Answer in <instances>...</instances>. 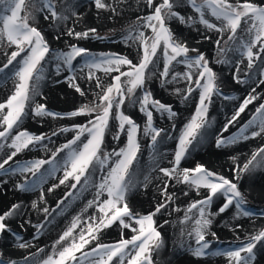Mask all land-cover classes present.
I'll list each match as a JSON object with an SVG mask.
<instances>
[{
  "label": "snow or ice",
  "instance_id": "obj_1",
  "mask_svg": "<svg viewBox=\"0 0 264 264\" xmlns=\"http://www.w3.org/2000/svg\"><path fill=\"white\" fill-rule=\"evenodd\" d=\"M93 5L98 15L100 10H110L116 15L117 9L123 8L122 0H113L112 4L106 0H88V10ZM137 6L146 8L147 14L137 15L135 22L129 24L122 33L126 43L131 40L137 45L133 59L130 55L94 53L78 46L77 42L81 38H89L90 34L94 39L103 37L97 35V29L93 27L77 31L65 24L61 28V24L73 16L80 18L87 15V12H79L80 5L73 3V0H0V7L5 13H10L0 15V43L6 42V47L11 49L10 55L6 53L0 60V82H13L10 94L0 102V149H7L0 155V185H7L13 177H21L13 185L15 190L25 193L39 191L37 199L31 201L29 210L44 213V220L33 225L37 234L53 222L65 203L58 202L55 212L40 207L45 202L44 185L50 178H57L60 185L68 181L70 187L77 190L72 193L73 196L91 187L93 197L87 200L81 213L89 208L96 209L87 220H83L81 213L73 216L51 243L50 253L37 247L35 252L25 255L17 250H25L32 245L8 223L21 216L24 205L11 203L0 212V237H11L9 243L0 245V264H156L155 257L165 246L162 233L156 227L157 215L165 209L178 211L171 208V201L175 197L168 189L172 187V181L189 190L194 189L197 196L204 190L203 198L192 201L179 220L180 225L188 223L191 227L187 230L181 228L182 238L178 246L184 248L187 244L194 257L207 255L212 244V240L207 237L219 239L217 233L211 231L214 219L219 214L234 206L235 217L251 215L244 207L245 194L235 181L254 170L264 169V144L256 147L242 166L237 163L231 169L234 174L232 179L203 163H197L194 167L181 166L191 149L208 135L210 121L207 117L213 98L223 96L230 100L232 97L221 91L223 79L210 66L213 61L197 46H193L189 38L178 35L168 21L176 20L189 28L198 23L219 33L220 38L213 39L212 35L197 29L202 40L215 44L219 58L214 62L229 68L234 66L236 71L231 73L232 80L251 89L238 103V107H234L231 116L226 117V122L216 136L215 146L225 148L250 138H264V103L258 104L251 118L236 133L223 135L249 104L258 99L264 100V92L258 97L257 88L253 86L264 85V66H261L264 64V4H258L255 0H243L242 3L240 0H142V3L137 0ZM181 6L190 8L192 14L181 15L176 10ZM207 15L214 17L218 23L210 22ZM41 16L43 21L60 33L57 40L67 36L75 38L77 42L67 41L66 50L53 49L40 26ZM225 35L227 39L222 41ZM195 43L199 45L200 41L196 40ZM78 58L79 76L74 67V61ZM244 59L247 65L241 75V62ZM49 61L55 62L56 76L67 69L68 75L64 79L69 88L81 97H86L91 91L93 99L67 112L52 111L45 102L38 101L37 98L43 95L42 83L48 78L46 65ZM258 61L261 63L258 64ZM174 64L184 65L185 70L175 72ZM153 69L159 73L161 87L177 80L186 81V86L174 90L182 102H187L198 92L195 111L180 128L170 158L158 152L157 146L168 134L164 128L154 124V112L162 117L167 114L170 120L178 113L171 104L155 99L146 88L154 74ZM99 72L109 75V79L102 81L97 74ZM170 75L171 81L167 79ZM81 79L87 81L88 88L79 82ZM55 83L59 84L60 80H55ZM127 106L138 107L142 114V132L150 138L148 148L153 150L149 170L136 166L141 151V125L130 114H125ZM29 112L34 118L42 120L45 117H51L53 121L73 117H86V120L84 123L72 122L70 126L35 133L23 129L24 118ZM64 133H72L71 139L55 147L48 159L14 160L25 150L47 149L53 143V137L59 138ZM109 136L112 141L119 143L109 145ZM107 147H112V150L108 151ZM58 153L63 155L58 157ZM156 157L160 160L167 158L168 165L159 166ZM60 171L63 175L57 177ZM152 171L162 174L157 177L159 183L155 185L156 202L152 210L142 214L134 209L132 201L141 194V188L149 186ZM57 187L56 183H52L47 192L52 193ZM185 188L180 191L187 196L189 191H185ZM220 196L223 197L222 203L216 211H211L213 201ZM169 223V220H164V224ZM24 224H31V220H23L21 227ZM114 226L119 238L113 242H103L101 237L105 235V230ZM235 227L242 226L236 224ZM125 229L131 230L130 238H125ZM185 234L187 240L183 239ZM33 239H37V236H33ZM93 242L94 247L86 248ZM258 244L264 245V225L258 229L254 226V230L243 241L214 254L227 257L228 264H254ZM77 253L80 255L77 256ZM16 256L19 259L14 258Z\"/></svg>",
  "mask_w": 264,
  "mask_h": 264
},
{
  "label": "bare ground",
  "instance_id": "obj_2",
  "mask_svg": "<svg viewBox=\"0 0 264 264\" xmlns=\"http://www.w3.org/2000/svg\"><path fill=\"white\" fill-rule=\"evenodd\" d=\"M4 14L5 13L3 8L0 7V15H4ZM43 25L47 27L46 23H43ZM191 29L192 32H188L191 36L192 35L195 37L200 36L197 32V29H199L197 26L191 27ZM49 31H52V29L50 28L48 32ZM52 32L58 33L55 30V28L53 29ZM58 34L60 35V33ZM211 35L213 36V34ZM67 39H71V38L67 36H61L59 40L60 42H63ZM90 45L95 46L94 44H90ZM243 61L244 60H242L241 62V70H242L241 75L243 74V70L246 69L245 62L243 63ZM257 63L260 64L261 62L258 61ZM54 65L55 63L53 61L49 64V66L51 67H53ZM261 66H264V64H262ZM50 68L49 70L46 71L48 78L42 83V92H43V98L47 100V103L51 105V107L56 108L60 104L66 105L69 103L65 98H69L70 96L67 94L66 91H64V87H65L64 78L68 74L61 73L59 76H56L53 68L52 69ZM234 71H236L234 66L232 68H229L225 65H222L221 71H219V75L223 79V85L221 89L227 90L228 93H232L231 95L233 97L231 101H228L225 104L216 103L213 109V113L211 112V117H209L208 119L210 121V125L208 127V135L203 142L199 143L197 147L198 150L193 154V159L204 158V160L207 161L208 165L211 166L213 165L218 167V169H221L224 172L228 173L231 177L234 176V174L231 172V169L234 168L237 163L240 164L241 166L243 165L245 160L251 155L250 152L251 148L253 151L256 147L260 146L261 144H264V139H262L261 143H259V145L253 148L255 143L260 139V137L258 136L255 138H250L247 141H240L236 144L230 145L225 148H217L215 144L213 145V147H210L211 140L216 138L217 134L220 132L222 125L226 122V117L231 116L234 107H238V103L242 101V99L251 90L247 86L239 85L234 80H232L231 73ZM57 79L60 80L61 84L55 83V80ZM10 81L11 80H8L6 83L0 82V98L3 96L4 92L9 87L11 83ZM182 82H183L182 80H177L169 84L170 85L174 84V86L178 88V86L179 87L183 86ZM253 86L257 88L256 94L259 97L260 94L264 92V85H253ZM151 88L154 87H152L151 85ZM58 98H62L63 100ZM191 99L192 97L187 102H182L181 99L179 98L176 99L178 101V103L176 104L178 115L174 119L175 123L176 122L181 123L182 119L186 117ZM64 100H66V102L62 103L61 101ZM259 103H264V100L258 99L257 101H253L251 104H249L245 109V111L238 118V120L234 122L233 125H230L228 131L223 133V135L231 136L232 129L238 130L242 124H244L246 121H248L251 118V115L255 112V109ZM167 119L165 118L166 124H167ZM178 123L175 124V128L171 129L170 125L169 127L166 128L168 135L157 146L159 154L166 155L168 158H170L171 155L173 154L172 153L173 151L170 148V141L172 139V136L175 134V132H179L180 124ZM43 126H47V123H45ZM152 151H149L150 153L148 152L145 153L146 155L143 157L142 161L137 165L138 168L149 170L150 165L152 164L153 161ZM231 157H235L236 159L233 160L231 159ZM156 160L159 166H167V162H168L167 158L160 160L159 157H156ZM62 174L63 172L62 173L59 172L57 174V177L62 176ZM159 176H162V174L158 173L157 171L151 172V181L149 183V186L147 188H141L140 190L141 194L133 198L132 203L134 208H136L137 206H141V208H146V209L152 208V205L156 201L157 190L155 185L159 183V180H157V177ZM52 183H56L58 187L60 186L59 180L57 178L55 177L50 178L48 183L44 185L45 197L52 195V193L47 192V188L50 187ZM170 183L173 185L171 189V192L175 197L173 201L178 205H181L183 203L184 211L192 201L198 199V196L196 195V191L194 189L189 190L185 188L182 184H181L182 187L181 186L179 187L178 185H176L175 181H172ZM239 183L241 186L244 187L249 186L254 188V191L252 192L253 195H257L258 197L264 196V169H257L254 170L251 174L244 175V177L239 180ZM57 188L54 189L53 191L57 190ZM181 188H185V191H189V195L187 196L183 195L182 192L180 191ZM87 193H89V190L84 191L83 195L81 196V200L80 201L76 200L74 205H72V207L75 208L74 211L71 210L70 208V211H67L68 209L67 210L65 209L66 210L65 212V210L61 208L59 214L55 215L53 222L49 224L42 233L37 234L34 227H32L33 232L31 231V224H33L34 221L38 219V217H40L38 219L39 222L43 221L44 215L41 216V212L38 213L35 210H31V211L29 210L31 209V201L37 199V197L39 196V191L32 193L27 197H23V195H19V194H17L16 196L14 193L7 195L5 193V189L0 187V205H4V203H8L9 201H14L15 203H22L24 205V208L21 210V216L9 220L8 223L10 224L13 230H18L16 232L20 233L21 236L24 238V240L28 241L32 246L28 249L17 250V251L23 252L25 255L28 252H35V250H32V248L36 245L37 242L40 241L44 244L43 249H45L46 252L50 253L51 243L53 242L54 239L58 238V233H60L61 230L64 229L65 226L71 222L72 220L71 215L75 216L76 214L81 213V209L84 208L85 202L87 200L86 199ZM257 200L258 201L262 200L261 202H264V200L263 199L260 200V198ZM220 204H221L220 198L218 197L213 201L211 211H216L217 207ZM40 207H44V203H41ZM71 211L73 212L69 214V212ZM179 211L180 210L176 212H171L168 209L166 211L162 210V212L157 216L156 226H158L160 231L163 233V238L165 240V246L160 249L159 255L155 257L157 264H171V261L173 264H228L227 257L214 254L217 253V251H215L217 250L216 245H220L224 242L227 243L228 241L233 242V240L236 241L238 240L235 243H238L239 241H243L254 230V226L256 229H258L261 225H264V217L259 219H252L243 215L239 217H235L234 213L236 210L235 208L230 206V209H227L225 213L219 214V217L214 219L211 231H215L219 239H213L210 236L207 237L208 239L212 240L210 249L208 250L207 255L205 257L197 258L191 255V252L187 248V244H185L184 248L178 246V242L182 238L180 236L181 228L184 227L187 230L190 229L191 227V225L188 223H186L185 225H180L179 220L183 218L184 214L180 213ZM50 212H55V210L52 211L50 210ZM81 215L83 217V220H87L88 217L90 216L89 210H87L84 213H81ZM28 219L31 220V224H24L23 227H21L23 220H28ZM164 220H169L170 223L164 224ZM236 224H239L242 227L236 228L235 227ZM76 231H78V229ZM113 231L114 229H106L105 235L107 234L109 237H111ZM33 236H37V239H33ZM183 239L184 240L188 239L186 234L183 237ZM2 241L3 242H1V245L2 243L5 244L6 240L5 241L2 240ZM6 242L9 243V241ZM260 249L264 250V245L258 244V246L255 249L256 253ZM168 251L171 252V256L169 257H167L166 255ZM14 258L19 259V256H16ZM254 264H264V257L257 255Z\"/></svg>",
  "mask_w": 264,
  "mask_h": 264
},
{
  "label": "rangeland",
  "instance_id": "obj_3",
  "mask_svg": "<svg viewBox=\"0 0 264 264\" xmlns=\"http://www.w3.org/2000/svg\"><path fill=\"white\" fill-rule=\"evenodd\" d=\"M106 2L109 4H112L113 0H106ZM140 2L142 3V0H140ZM240 2L242 3L243 0H240ZM255 2L258 4H264V0H255ZM73 3L79 4L80 5L79 12H82V13L87 12V15L80 17V18L73 16L70 20L66 21L65 23H62L61 28L65 27V24L67 27H72L77 31H84L89 27H93V28L97 29V35H99L100 37H103V39L91 38V34H90L89 38H87V39L81 38L78 42L73 37H70L71 39H67L63 42H60V40L56 39V37L59 34L52 32L54 28L49 26V23L47 21H43L42 16H41V25L40 26L43 28V31H44L47 39L49 40L50 45L53 49H65L66 50L67 49V43L66 42L72 41V42H77L78 46L86 47L94 53H102V52L103 53H116L119 55H130L133 59L135 58L136 52H137L136 43L131 41V40H128L126 43L122 37V33H124V30L128 27L129 24L135 22V17L137 15H146L147 14L148 10L146 8L141 9L140 7L137 6V0H122L123 8L122 9L118 8L116 15H113V13L110 10H100L99 15H98L97 10L95 9L94 5H93L91 10H88V0H73ZM176 10L181 15L187 16V15L192 14V10L190 8L186 9L184 6H181ZM121 12H122V14H120ZM4 15H10V13H5ZM206 18L210 22L218 23V21H216L215 18L210 16V15H207ZM74 21H75V23H74ZM43 23H46L47 27L45 25H43ZM168 23H169L170 27L172 29H174L178 35L189 38V42L193 46H197L199 51L204 52L206 57L209 58L211 61H213L210 66L213 68L214 71H216L219 74V71H221L222 64H217L214 62L216 59L219 58L217 56V53H216L215 44L210 42V41L202 40L201 36H198V37L197 36L195 37L193 35L191 36L188 32H192V29L189 28L186 24H181L179 21H176V20H170V21H168ZM0 26H2V22H0ZM195 26H197L200 29V31L203 33H208L209 35L213 34V39L220 38V34L214 33V30H208L203 25H199L198 23ZM50 28L52 29V31L48 32V30H50ZM192 37H194L195 39L193 40ZM226 39H227V35H225L222 38V41L226 40ZM196 40L200 41L199 45H196V43H195ZM90 44H94L95 46H92ZM12 49H14V46H12ZM206 49H208V50H206ZM10 50L11 49L6 47V42L0 43V60H2L4 58L6 53L10 55ZM51 62L52 61H49V63L46 65V71L49 70V68L51 67V66H49V64ZM244 62H245V65H247L246 59H244L243 63ZM79 64H80V61L78 58L77 61H74V67L77 69V75L78 76H79ZM52 68L55 72V65L53 67H51L50 69H52ZM160 69L162 70V59H161ZM173 70L175 72H183L185 70V68H184V65H182V64H180V65L174 64ZM85 72H86V70H85ZM61 73L68 74L67 69L62 70ZM153 73L154 74L152 75L151 80L148 81V83L146 84V88L153 93V97L155 99H159V100H161V102H166V103L171 104L173 107V110L178 113L177 107H176L177 106L176 104L178 103V101L176 99L177 98L180 99V97H179V94L175 93V91H174L176 89V87L174 86V84H171V85L168 84L166 87H161L159 79H158V76H159L158 71L153 69ZM97 74L101 77L102 81H107L109 79V75H106L103 72H99ZM167 79L169 81H171L172 80L171 75ZM182 81H183L182 82L183 86H186V81H184V80H182ZM10 82L11 83H10L9 87L6 89L3 96L0 98V102H3V100L6 99V95L10 94L9 90L13 87V82L12 81H10ZM79 82L81 84H83L84 88H88V83L86 80L81 79V80H79ZM60 84H61V82H60ZM151 85L154 88H151ZM64 86H65L64 91H66L67 94L70 96L69 98H65L67 100V102H69L68 104H66V105L60 104L58 107L53 108V107H51V105H49L47 103V100L43 98V95H42V97L37 98L38 101L45 102L46 106L52 111L67 112V111L74 110L75 108L79 107L81 104L89 103L93 99V93L91 91H89L87 93L86 97H81L78 93H75L74 89L68 87L66 80H65ZM183 86L182 87L178 86V88H183ZM221 91L230 95L231 97H233L231 95L232 93H228L227 90L221 89ZM58 99H62V98H58ZM66 100L61 101V102L64 103V102H66ZM197 100H198V92H196L192 96V99L190 100L189 108H188V112H187L186 117H184L182 119L181 123L176 122V123L180 124L179 130H180V128L183 127V124L186 123L187 120L190 119L191 114L195 111V102ZM231 100L232 99L226 100L223 98V96L214 97L213 102L209 105L207 118L209 119V117H211V112L213 113V109H214L216 103L225 104L226 102L231 101ZM125 114H130L141 125V132H140V136H139L141 151L138 154L139 155V159L137 161V165H138L142 161L143 157L146 155L145 153H147V152L150 153L149 151H152L148 148V144L150 143V138L143 135V132H142L143 120L141 119L142 114L139 112L138 107L132 108L131 106H127L125 109ZM176 117H174L173 119L170 120L168 118L167 114H165L162 117V116H160L159 113L154 112V124L157 127L164 128L165 130H167L166 128L169 127V125H170V127L172 129L173 124H176L174 122V119ZM165 118L166 119L168 118L167 124L165 122ZM85 120H86V117H73L70 119H64V120H59V121H53L51 117H45L42 120L40 118H34L29 112V114H27L24 118L23 129H27V130H29L31 132H35V133H39L40 131L48 132L50 129H55V128H58L61 126H70V124L72 122L84 123ZM45 123H47V126H43ZM236 131L237 130L232 129L231 135H233L232 133H235ZM71 135H72V133H64L62 135H59V138L53 137L52 138L53 143L49 144L47 149L37 148V149L32 150V151L25 150L24 153L18 154V156L15 157L14 160L48 159L51 156V152L55 149V147H58L62 143H66L67 139H71ZM178 135H179V132H175V134L172 136V139L170 141V148L173 152H174V148H175L176 137ZM122 137L124 139H126V135L123 133H122ZM170 137H169V140H170ZM215 139L216 138L211 140L210 147H213V145L215 144ZM262 139H264V138L260 137L259 141H257L255 143L253 148L256 147L257 145H259V143H261ZM117 143H119V142L111 140V136L108 137V144L109 145L115 146ZM198 145L199 144H196L191 149L190 154L187 156V158L184 161H182V164H181L182 167H194L197 163H203V164H205L206 167H209L210 169L215 170L217 173L224 175L225 177H227L229 179L233 178L228 173L224 172L221 169H218V167L213 166V165L212 166L208 165L207 161H205L204 158L203 159H201V158L193 159V154L198 150L197 149ZM107 150L111 151L112 147H107ZM4 151H7V149L6 148L0 149V155ZM250 152H252V148H251ZM61 155H63V154L62 153L57 154L58 157ZM191 158H192V160H191ZM167 165H168V162H167ZM45 167H47V165H45ZM60 173H62V171H60ZM97 176H99V172H97ZM21 179H22L21 177H13L10 179V181H9V183H7V185H0V187L5 189V193L7 195L14 193L16 196H17V194H19V195H23V197H27V196L31 195L32 193L20 192V191L15 190L13 187L14 183L20 181ZM235 182L238 183L239 187L241 188L242 192L245 194V197H246V203L244 204V207L251 213V215L246 216V217H249L252 219L263 218L264 217V202H261L262 201L261 199L264 200V196L259 195L260 197H258L257 195H253L252 192L254 191V188L249 187V186L248 187L241 186L239 183V180H237ZM176 185H178L179 187L181 186V184H176ZM172 187H173V185H172ZM172 187H170L168 189L170 194H172V192H171ZM88 190H89V193H87L86 199L90 200L93 197V190L91 189V187H89ZM76 191L77 190L72 189L70 187V184L68 183V181H66L64 185H60L57 188V190L53 191L52 195L45 197L44 207H47L49 209V211L50 210L56 211L58 202L65 201L62 209H64V210L68 209L67 211H70V208H71V210L74 211L75 208L72 207V205H74L76 200L80 201L81 196L83 195V193H82L80 195L73 196L72 193H74ZM66 193H68L67 196L65 195ZM203 194H204V190L202 189L201 195L198 196V199H202ZM219 198H220V203H222L223 197L220 196ZM259 198L261 201L257 200ZM87 200H86L85 204L87 203ZM155 202L152 205V207L155 206ZM11 203H15V202L9 201L8 203H4V205H0V212L5 210L6 207L10 206ZM137 207L134 209L137 212H141L142 214H146L148 211L152 210V208L146 209V208H141V206H137ZM232 207L235 208L234 206H232ZM171 208L172 209H178V210H180L179 211L180 213L184 214V204L183 203L181 205H178L177 203H174V201H171ZM66 210H65V212H66ZM87 210H89L90 215H92L93 213L96 212L95 208H89ZM166 210L167 209H165V211ZM168 210L171 211V209H168ZM73 211L69 212V214H71ZM65 212H64V214H65ZM171 212H176V211H171ZM42 215H44V213L41 212V216ZM73 216L71 215V218ZM39 218L40 217H38V219ZM38 219L36 221H34L33 224H31V231L32 232H33V230H32L33 225L36 224V222L37 223L39 222ZM16 227H17V225H16ZM84 227L86 228L87 225H84ZM156 227L160 231L158 226H156ZM110 229H114L112 236L109 237L107 234L103 235L101 237V240L103 242H109V241L113 242L119 238V232H118L117 228L114 226ZM15 231H18V230H15ZM76 234L78 236L79 226H78V231H76ZM131 234L132 233H131L130 229L124 230L125 238H130ZM56 235H57V233H56ZM162 236H163V233H162ZM10 239H11V237H8L7 239L5 237H0V245H1V242H3L2 240L10 241ZM6 241H5V244H7ZM237 241L233 240V242L228 241L227 243L224 242L220 245H216L217 250H215V251L218 252V251L227 250L230 247L235 246V244H237L235 242H237ZM5 244L2 243V245H5ZM37 247L43 249L44 244L39 241L32 248V250L36 251ZM88 247H94V242L92 244H90L89 246H86V248H88ZM255 252H256V250H255ZM79 255H80V253H77V256H79ZM166 255H167V257L171 256V252L168 251L166 253ZM257 255L264 257V250L260 249L259 251H257L256 256ZM156 264H157V262H156ZM171 264H173L172 261H171Z\"/></svg>",
  "mask_w": 264,
  "mask_h": 264
}]
</instances>
